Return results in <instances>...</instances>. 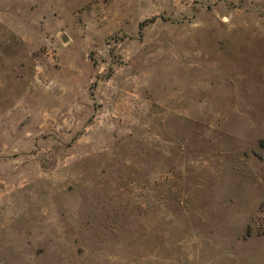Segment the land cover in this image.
<instances>
[{"label": "rangeland", "instance_id": "1", "mask_svg": "<svg viewBox=\"0 0 264 264\" xmlns=\"http://www.w3.org/2000/svg\"><path fill=\"white\" fill-rule=\"evenodd\" d=\"M0 264H264V0H0Z\"/></svg>", "mask_w": 264, "mask_h": 264}]
</instances>
